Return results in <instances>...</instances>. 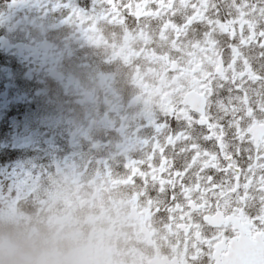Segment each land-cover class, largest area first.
Wrapping results in <instances>:
<instances>
[{
  "label": "snow or ice",
  "instance_id": "snow-or-ice-1",
  "mask_svg": "<svg viewBox=\"0 0 264 264\" xmlns=\"http://www.w3.org/2000/svg\"><path fill=\"white\" fill-rule=\"evenodd\" d=\"M66 22L137 42L152 134L122 162L166 264H264V0H90ZM139 181V182H137Z\"/></svg>",
  "mask_w": 264,
  "mask_h": 264
},
{
  "label": "flooded vegetation",
  "instance_id": "flooded-vegetation-1",
  "mask_svg": "<svg viewBox=\"0 0 264 264\" xmlns=\"http://www.w3.org/2000/svg\"><path fill=\"white\" fill-rule=\"evenodd\" d=\"M69 2L90 0H0V140L11 143L0 158L14 149L6 165L27 183L64 186L69 208L53 213L62 222L53 231L75 228L69 237L87 238L97 264H166L168 242L122 179V162L152 134L134 83L139 61L117 55L131 57L137 42L118 26L67 23L68 9L54 5Z\"/></svg>",
  "mask_w": 264,
  "mask_h": 264
},
{
  "label": "clouds",
  "instance_id": "clouds-1",
  "mask_svg": "<svg viewBox=\"0 0 264 264\" xmlns=\"http://www.w3.org/2000/svg\"><path fill=\"white\" fill-rule=\"evenodd\" d=\"M0 264H97L87 238L19 218L0 220Z\"/></svg>",
  "mask_w": 264,
  "mask_h": 264
},
{
  "label": "rangeland",
  "instance_id": "rangeland-1",
  "mask_svg": "<svg viewBox=\"0 0 264 264\" xmlns=\"http://www.w3.org/2000/svg\"><path fill=\"white\" fill-rule=\"evenodd\" d=\"M1 192H2V190H1ZM5 205H6V204H5ZM5 205H4V206H5Z\"/></svg>",
  "mask_w": 264,
  "mask_h": 264
}]
</instances>
